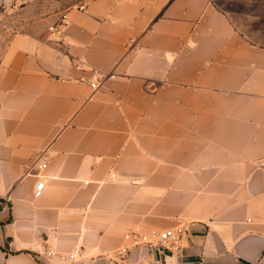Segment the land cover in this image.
Here are the masks:
<instances>
[{"label": "crops", "instance_id": "1", "mask_svg": "<svg viewBox=\"0 0 264 264\" xmlns=\"http://www.w3.org/2000/svg\"><path fill=\"white\" fill-rule=\"evenodd\" d=\"M84 5L19 24L1 58L0 264H264V41L242 27L264 19Z\"/></svg>", "mask_w": 264, "mask_h": 264}, {"label": "rangeland", "instance_id": "2", "mask_svg": "<svg viewBox=\"0 0 264 264\" xmlns=\"http://www.w3.org/2000/svg\"><path fill=\"white\" fill-rule=\"evenodd\" d=\"M90 0H0V62L3 52L12 37L17 34L19 24L38 20L45 15L64 12L85 4ZM238 9L240 12L258 13L264 19V0H223V7ZM62 17V16H61ZM243 30L255 40L264 41V23L252 25L245 22Z\"/></svg>", "mask_w": 264, "mask_h": 264}, {"label": "built area", "instance_id": "3", "mask_svg": "<svg viewBox=\"0 0 264 264\" xmlns=\"http://www.w3.org/2000/svg\"><path fill=\"white\" fill-rule=\"evenodd\" d=\"M76 9L80 10V11H84L85 10V5H79L76 7ZM66 20H67V14H63L61 19L59 20V22L51 27V31L55 30V29H60L61 27H63L66 24ZM90 85L91 87L96 90L99 88L100 83H95L90 81ZM45 166V165H43ZM44 187H45V183L43 180H39L36 185H35V189H34V196L36 198L41 197V195L43 194L44 191ZM156 236V234L153 235H144V234H139V233H133V234H128L126 235L127 238H132L133 240V244L134 246H139L141 244H151L152 241V237ZM159 239H160V243L161 244H166L167 242H169L170 240H174L177 238L176 233L173 230H167L161 234L158 235ZM129 252V248L128 247H122L120 250V255L125 258L127 256ZM54 253L52 251L47 252V255L51 256ZM75 258V254H72L69 259L73 260Z\"/></svg>", "mask_w": 264, "mask_h": 264}, {"label": "water", "instance_id": "4", "mask_svg": "<svg viewBox=\"0 0 264 264\" xmlns=\"http://www.w3.org/2000/svg\"><path fill=\"white\" fill-rule=\"evenodd\" d=\"M5 3L7 4V0H5Z\"/></svg>", "mask_w": 264, "mask_h": 264}]
</instances>
